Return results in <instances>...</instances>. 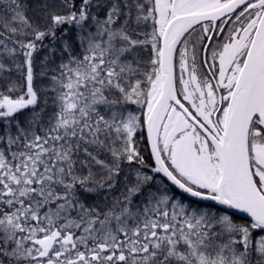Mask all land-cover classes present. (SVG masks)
Masks as SVG:
<instances>
[{
  "label": "snow or ice",
  "instance_id": "1",
  "mask_svg": "<svg viewBox=\"0 0 264 264\" xmlns=\"http://www.w3.org/2000/svg\"><path fill=\"white\" fill-rule=\"evenodd\" d=\"M0 264H264V0H0Z\"/></svg>",
  "mask_w": 264,
  "mask_h": 264
}]
</instances>
